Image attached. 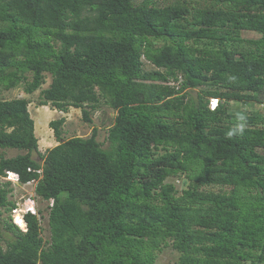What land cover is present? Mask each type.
<instances>
[{"label": "trees", "instance_id": "1", "mask_svg": "<svg viewBox=\"0 0 264 264\" xmlns=\"http://www.w3.org/2000/svg\"><path fill=\"white\" fill-rule=\"evenodd\" d=\"M47 74L38 106L116 115L105 148L50 121L41 153L29 100L0 99V150L24 152L0 154V216L7 172L49 207L48 240L35 214L0 221V264H154L168 246L174 264H264V0H0V91Z\"/></svg>", "mask_w": 264, "mask_h": 264}, {"label": "rangeland", "instance_id": "2", "mask_svg": "<svg viewBox=\"0 0 264 264\" xmlns=\"http://www.w3.org/2000/svg\"><path fill=\"white\" fill-rule=\"evenodd\" d=\"M157 3L161 6H166L169 4H172L175 0H156ZM197 6H207L208 3H197ZM241 37L245 39H251L255 38L256 35L251 32H242ZM161 43H156L155 46H159ZM143 59V58H142ZM145 63V61H144ZM152 66L148 64H144L143 69L149 70L152 69ZM51 79L50 76L46 75L45 83L41 86L40 89L35 91L32 95H26L23 92L22 85H20L18 88L11 89L9 91H0V99H13V98H26L29 100L28 104V111L30 113V116L32 120L35 123V137L37 138L38 143V150L41 153H44L46 149L54 147L57 142L53 136V131L49 128L48 124L52 120H57L60 118H64L65 121L63 125L61 126L62 129V137L64 139L70 138V137H88L91 133V128L96 127L98 129L97 131V141L102 145L103 148L107 146V129L111 126L113 123V119L115 117V111L110 109L107 106L101 105L99 108L93 112H91V120L92 123H86L81 118V112L79 109L70 108L68 112L63 113L60 112L51 106H38V96L39 92L42 89H45L50 84ZM191 98L196 97V92H191L189 94ZM188 99V98H187ZM220 104V102L218 103ZM228 108L234 112L240 113L248 112L255 110V106L253 104H241L236 103L234 101L228 103ZM23 151H17V150H0V154L6 158L14 157L18 154H23ZM34 157H36L34 155ZM4 182V181H1ZM166 182L173 183L178 191H181L187 187L186 183H182L180 179L172 178L168 179ZM34 187L35 183H17V182H11L10 188H12V192L8 195L7 200L13 201L15 203V206H17L18 212L23 213L26 211V207L28 206L27 200H31L35 203L36 207V217L37 219L41 218L40 226H41V236L43 239L48 240L49 234H48V228H47V215H48V203L46 201H43L41 198L37 197L34 193ZM214 191L216 188L213 189ZM179 195V194H178ZM30 201V202H31ZM31 206V204H30ZM48 207V208H47ZM0 216L1 220H8L12 222L14 225H16L21 231L25 230V224H22L21 226H18L16 222L14 221V214L12 210L10 212H6L2 209ZM1 248L5 249V244H1ZM177 253L173 251L169 246L165 247L162 252L157 254L156 260L154 264H174L177 260Z\"/></svg>", "mask_w": 264, "mask_h": 264}, {"label": "built area", "instance_id": "3", "mask_svg": "<svg viewBox=\"0 0 264 264\" xmlns=\"http://www.w3.org/2000/svg\"><path fill=\"white\" fill-rule=\"evenodd\" d=\"M218 103H219V100L218 99H215V98H211L209 99V103H208V107L210 110H215L217 107H218ZM16 176L7 172V175L6 177L4 178V180H11V179H14L16 180ZM17 183H19V180L16 181ZM32 183V182H31ZM34 183V182H33ZM31 200H27V202L29 203V205L26 207V211H24L23 213L21 212H18V209H17V206H15L14 209H12V212L14 214V221L16 222L17 224V221H16V216L18 213H21V218L23 219L24 215L27 214V213H32V214H35L36 213V207H35V203ZM31 204V206H30ZM24 222V221H23ZM26 231V226H25V230L24 232Z\"/></svg>", "mask_w": 264, "mask_h": 264}, {"label": "bare ground", "instance_id": "4", "mask_svg": "<svg viewBox=\"0 0 264 264\" xmlns=\"http://www.w3.org/2000/svg\"><path fill=\"white\" fill-rule=\"evenodd\" d=\"M12 174V173H11ZM6 175H7V173H6ZM6 175H5V177H6ZM4 177V178H5ZM4 178H2V181H4V182H8V180L6 181V180H4ZM9 182L11 183H13V182H16V180H14V179H11V180H9ZM27 204L29 205V203L27 202ZM48 208V207H47ZM24 217H25V215H24ZM24 217H23V219L21 218V213H18L17 214V216H16V221H17V224H18V226H21L22 224H25V226H26V222H25V220H24ZM24 221V222H23ZM26 228H27V226H26ZM24 232V231H23Z\"/></svg>", "mask_w": 264, "mask_h": 264}, {"label": "crops", "instance_id": "5", "mask_svg": "<svg viewBox=\"0 0 264 264\" xmlns=\"http://www.w3.org/2000/svg\"><path fill=\"white\" fill-rule=\"evenodd\" d=\"M34 125H35V123H34ZM35 127V126H34ZM35 129V128H34Z\"/></svg>", "mask_w": 264, "mask_h": 264}, {"label": "clouds", "instance_id": "6", "mask_svg": "<svg viewBox=\"0 0 264 264\" xmlns=\"http://www.w3.org/2000/svg\"><path fill=\"white\" fill-rule=\"evenodd\" d=\"M28 214V213H27ZM26 215V214H25Z\"/></svg>", "mask_w": 264, "mask_h": 264}]
</instances>
